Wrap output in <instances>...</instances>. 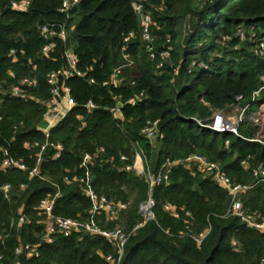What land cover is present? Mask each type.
Here are the masks:
<instances>
[{"label": "trees", "instance_id": "trees-1", "mask_svg": "<svg viewBox=\"0 0 264 264\" xmlns=\"http://www.w3.org/2000/svg\"><path fill=\"white\" fill-rule=\"evenodd\" d=\"M29 1L28 12L23 14L11 10L10 0H0V80L6 82L7 89L33 77L36 86L29 94L47 102L51 98L47 74L64 65V47L56 42L49 57H43L39 28L63 21L58 12L62 0ZM132 4L133 0L80 1L71 20L75 27L70 44L77 68L96 84L78 78L66 82L76 104L49 134L51 143L62 146L60 157L53 159L55 151L46 147L37 166L38 176L29 173L45 143L37 127L47 108L35 101L0 95V148H7L12 158L27 167L24 172L0 173V187L10 185L8 198L0 190V231L7 232L14 222L7 239L0 243V264H109L103 257L114 251L99 237L73 233L67 238L58 235L52 244H46L42 240L45 217L36 208L42 199L55 198L53 215L92 220L104 229H114L115 221L106 223L104 214L91 215L92 203L77 182L84 178L96 194L112 202L127 204L128 193H135L133 205L121 214L125 215L124 230L131 231L142 220L139 204L147 198L148 185L143 177L123 170L121 156L132 166L138 154L144 170L150 165V171L157 173L168 161L199 154L242 185L252 182L250 170L241 166L243 160L249 157L251 167L264 164V139L261 143L251 141L254 131L246 125L233 136L195 122L208 119L210 108L226 109L235 97L248 99L257 89L264 65L252 56L250 44H242L237 51L231 47L238 43L235 34L240 29L247 36L251 29L256 35L264 34V0H149L146 10L155 24L156 47L167 37L173 47L171 63L161 70L148 61ZM130 31L136 35L127 45L133 65L125 67L122 39ZM224 37L231 39L226 47L221 44ZM13 49L24 55L11 58ZM217 52L221 57H212ZM193 61L199 66L188 73ZM119 68L118 79H124L123 83L117 88L102 87ZM173 68H178L174 79ZM140 92L144 93L140 103L134 107L126 104ZM88 101L96 109L88 111ZM118 101L123 104L120 121L109 113ZM252 107L264 114V93ZM146 120H159L163 139L155 147L140 133ZM84 154L91 156L86 163ZM153 199L155 220L129 237L120 264H262L264 233L248 228L239 218L225 216L229 197L209 177L175 166L168 181L153 189ZM241 199L246 213L264 215V184L256 185ZM164 205L181 214L190 212L195 233L210 228L200 245L181 235L182 220L173 219ZM20 213L29 224L16 227ZM20 243L37 245L39 256H15Z\"/></svg>", "mask_w": 264, "mask_h": 264}, {"label": "built area", "instance_id": "built-area-1", "mask_svg": "<svg viewBox=\"0 0 264 264\" xmlns=\"http://www.w3.org/2000/svg\"><path fill=\"white\" fill-rule=\"evenodd\" d=\"M81 0H62L60 7L58 9L59 14L62 15V22H51L45 23L39 28V34L44 42L41 49V55L43 57H49L50 53L53 52L56 42L61 43L64 47L62 59L64 65L59 69L51 71L47 74V85L49 86V93L51 98L47 101H40L35 99L29 94V89L36 86V80L33 77L23 78L18 85H12L5 89L6 82L0 80V95L10 96L11 98L21 99L23 101H35L36 103L43 105L47 108V111L43 115V120L49 123V127L44 130H39L45 136V143L40 147V152L37 155V165L29 173L30 177L38 176V164L41 161V154L46 149V147H51L54 152L53 159H58L62 151V146L59 143H51L49 141L50 131L61 122L68 113L71 112L72 108L75 106L76 102L71 96L70 88L67 86L66 82L72 78H78L85 80L89 85H94L95 80L93 78H87L86 75L81 72L78 66L77 56L72 51V46L70 44L71 33L74 30L73 18L76 16V9L79 6ZM149 0H133V11L137 16L140 27H141V40L143 43L145 54L148 61L153 63L156 70H161L166 64L171 63V52L172 47L170 45V38H166L163 44L157 48L156 47V37L153 34L152 27L155 25L151 18L150 13L146 10V6ZM30 7L29 0H10V8L12 11L17 13H27ZM134 31H130L122 39L121 54L124 60L125 67H131L133 65L128 53L127 45L130 41L135 38ZM238 44L248 43L251 45L250 52L252 56L264 65V34L256 35L254 30L251 29L250 33L247 34L243 30H238L235 34ZM227 40H231L228 38ZM234 50H238L235 47ZM17 54L24 55L23 51L10 50L9 56L13 59L16 58ZM195 61L191 62V69L197 67ZM121 68L114 71L111 77L104 81L101 86L109 87L112 86L117 88L124 79H118L120 75ZM178 75V68H173L172 77L173 79ZM133 86L134 82H130ZM264 93V73H262L258 78V87L254 90L250 97L247 99L243 95L235 97L233 103L228 106V110L219 111L213 114L206 120L195 119V122L200 126L207 128L213 132L221 134H230L237 136L239 129L242 126H247L254 131V138L251 141H256L261 143V135L264 134V114L261 115L258 110L252 107V104ZM144 93L132 97L126 102V104L134 107L142 101ZM116 100V98H113ZM123 106L121 102H117L116 105L109 110L112 118L114 120H122V115L118 105ZM204 106H208L207 103L202 102ZM88 111L96 109L95 104L92 101H88L85 105ZM1 121V117H0ZM15 129V128H14ZM141 135L150 143H155L163 139V135L159 131V120H146L140 131ZM103 152L102 150L100 151ZM0 153L2 159L0 160V173L6 171H20L24 172L27 170L25 164L20 161L15 160L10 156L7 148L1 147ZM97 155V154H96ZM91 159L89 154H84V162H88ZM121 162H123V170L125 172H134L138 177H143L145 183L148 185V192L146 200L140 204L138 213L141 217V222L138 223L131 231L126 232L120 228L114 229H104L94 223L92 220H77L68 219L60 216L53 215V206L55 198H44L42 199L36 210L39 215L45 217L44 233L42 240L50 245L53 243L54 238L58 235L67 238L73 233H84L90 237H99L106 241V243L112 247L114 254L104 256V260L109 264H120L124 247L127 243L129 237L138 229L143 227L147 222L155 220L154 207L155 202L153 199V189L160 186L162 183L168 181L170 170L178 165H182L190 171L198 172L205 177H209L215 184H217L221 189H223L229 197V207L225 214L226 217L239 218L248 228L255 229L258 232L264 233V215L260 217L254 216V214H248L245 212L241 196L252 190L256 185L264 184V164L260 163L254 167L250 165V158L243 160L241 166L245 170H250L252 177V182L249 184H238L234 183L224 172L221 170L217 163L210 162L205 157L199 154H191L182 160L176 162H167L161 167L157 173H149L144 170L143 167H138L139 165V155L136 154L134 164H126L127 158L125 156L120 157ZM64 181L68 184L69 180L67 178ZM82 186L83 195L90 200L92 203L91 215H101L104 214L109 221H116L119 219L121 214L126 210L127 205L121 202H112L108 200L105 196L96 194L89 186V180L81 178L77 181ZM5 198H8V193L10 191V185L5 184L0 187ZM164 210L169 213L173 219L182 220L184 226V232L182 236L189 237L194 244L200 245L202 241L210 232V228H206L199 233H195L193 228V217L190 212L176 211L174 207L170 205H164ZM29 224V219L22 213L19 214L16 222V227H21ZM14 227V222H11L7 232L0 231V243H3L8 237V233ZM15 256L25 255L28 258L39 256L38 246L30 244H18L14 250ZM2 256L0 255V262ZM264 264V259L262 260Z\"/></svg>", "mask_w": 264, "mask_h": 264}, {"label": "rangeland", "instance_id": "rangeland-1", "mask_svg": "<svg viewBox=\"0 0 264 264\" xmlns=\"http://www.w3.org/2000/svg\"><path fill=\"white\" fill-rule=\"evenodd\" d=\"M74 24V23H73ZM188 29V28H187ZM229 37H224L223 39H222V41H221V44H222V46L223 47H226L227 45H229L230 43V40H227ZM70 42V41H69ZM171 45V44H170ZM241 43H237L236 45H234L233 47H231V49H232V51H237V50H234V48L235 47H238V50L241 48ZM172 47V46H171ZM173 48V47H172ZM250 49H251V46H250ZM218 56H220L221 57V54H220V52H217V53H214L213 55H212V57H216V58H218ZM197 63V62H196ZM156 74H157V72H156ZM204 102V101H203ZM206 107H209V106H206ZM228 108V107H227ZM226 108V109H227ZM226 109H223V110H220V111H225ZM228 110V109H227ZM226 110V111H227ZM216 112H219V109L218 110H214V109H212V108H210V115H209V117H211L213 114H215ZM208 117V118H209ZM42 126H44V124H42ZM261 139H264V134H262L261 135ZM151 144V146L152 147H155V146H157V142H155V143H150ZM139 165H138V167L140 168V167H143L144 168V166H143V163H142V159L139 157ZM174 162H176V161H178V160H173ZM173 161H168V162H173ZM167 163V162H166ZM165 163V164H166ZM149 164V163H148ZM150 170H152V168H151V166L149 165V169L147 170V172H149V173H152V171H150ZM148 192V191H147ZM147 196V195H146ZM134 199H135V193H128V201H127V207H126V210H128L129 208H130V206H132L133 205V202H134ZM146 200V199H145ZM144 202V201H143ZM143 202H141V203H143ZM140 203V204H141ZM140 204H139V206H140ZM126 210L124 211V212H126ZM125 215L123 214V217H124ZM254 216H256L257 218H258V216L257 215H255L254 214ZM123 217H122V215L119 217V219L118 220H116L115 221V223H116V225H115V227L114 228H120V229H122V230H124V221H123ZM107 221H109V220H107ZM106 221V223H110V221L109 222H107ZM113 222V221H112ZM125 231V230H124Z\"/></svg>", "mask_w": 264, "mask_h": 264}, {"label": "crops", "instance_id": "crops-1", "mask_svg": "<svg viewBox=\"0 0 264 264\" xmlns=\"http://www.w3.org/2000/svg\"><path fill=\"white\" fill-rule=\"evenodd\" d=\"M42 124H44V126H42ZM47 127H49V123L45 122L42 118V122L38 125L37 131L47 129Z\"/></svg>", "mask_w": 264, "mask_h": 264}, {"label": "water", "instance_id": "water-1", "mask_svg": "<svg viewBox=\"0 0 264 264\" xmlns=\"http://www.w3.org/2000/svg\"><path fill=\"white\" fill-rule=\"evenodd\" d=\"M118 107L121 108V105L119 104Z\"/></svg>", "mask_w": 264, "mask_h": 264}]
</instances>
